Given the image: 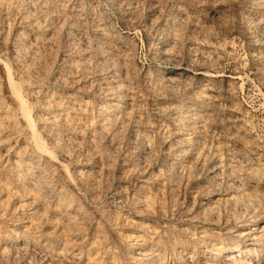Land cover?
I'll use <instances>...</instances> for the list:
<instances>
[{"label":"rangeland","instance_id":"1","mask_svg":"<svg viewBox=\"0 0 264 264\" xmlns=\"http://www.w3.org/2000/svg\"><path fill=\"white\" fill-rule=\"evenodd\" d=\"M0 264H264V0H0Z\"/></svg>","mask_w":264,"mask_h":264},{"label":"bare ground","instance_id":"2","mask_svg":"<svg viewBox=\"0 0 264 264\" xmlns=\"http://www.w3.org/2000/svg\"><path fill=\"white\" fill-rule=\"evenodd\" d=\"M9 76H10V74H9ZM13 79H12V77H8V83H9V85H10V88H12V91H13V93L15 94V96H16V98H17V100H18V103H19V106L23 109V117L26 119V121H27V124L30 126V130H32L33 131V127H34V125L32 124V122H31V120H30V115H29V113L27 112V110L24 108V103H23V97L21 98V96H20V94L18 93V91H19V88H18V91H17V85L16 84H14L13 83V81H12ZM16 85V86H15ZM32 91V90H31ZM36 95V94H35ZM31 96V95H30ZM33 96V95H32ZM35 128V127H34ZM37 148H39V149H42L40 146H37ZM66 153V152H65ZM228 259H230V261H231V259H232V256H230V257H228Z\"/></svg>","mask_w":264,"mask_h":264}]
</instances>
